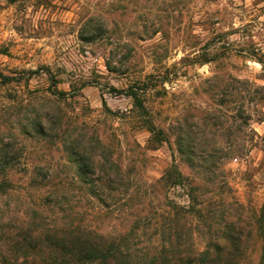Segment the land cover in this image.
<instances>
[{
	"label": "rangeland",
	"instance_id": "374dc122",
	"mask_svg": "<svg viewBox=\"0 0 264 264\" xmlns=\"http://www.w3.org/2000/svg\"><path fill=\"white\" fill-rule=\"evenodd\" d=\"M0 169V262L47 263L11 250L45 221L129 264L198 263L234 226L222 259L258 264L264 0H0Z\"/></svg>",
	"mask_w": 264,
	"mask_h": 264
},
{
	"label": "trees",
	"instance_id": "16d2710c",
	"mask_svg": "<svg viewBox=\"0 0 264 264\" xmlns=\"http://www.w3.org/2000/svg\"><path fill=\"white\" fill-rule=\"evenodd\" d=\"M3 81L8 80L6 77H2ZM54 95V94H53ZM59 98H63L66 95L63 93L57 94ZM134 101V104L142 110V105L138 102L135 93L133 91H129L128 95ZM110 113V111H108ZM111 114V113H110ZM148 132L152 136L154 140L162 141L159 137V134L155 133V130L152 127H148ZM77 160H81L82 157L76 154ZM83 160V159H82ZM91 164L82 163V165L78 166L79 173L81 172L83 175L93 174V170H91ZM3 170L0 169V174ZM170 173H172L175 178L172 184L179 185L180 183V175L176 172L174 166L170 169ZM1 176V175H0ZM1 179V177H0ZM179 182V183H178ZM32 186V185H31ZM90 196L104 206L106 203V199L109 196H105L103 198V191L100 189L98 185H95L93 181L89 182L88 185ZM5 191V185L0 182V193ZM63 199V198H62ZM58 197L46 196L44 198L45 206H55L60 203ZM261 217L260 218V229L263 225V217H264V204L261 209ZM46 222L43 221L41 225H39L34 231V237H32L31 242L35 243V246H30V243H24L23 240L21 245L16 244L11 248L14 254L16 252H20L21 250L27 248L33 249L32 252L35 253L34 256H40L43 260H48L45 264H124L128 263V259L131 254L126 247H122V245H118L115 242L101 243V238L97 233H92L91 231L81 230L73 224L63 225V226H52L46 225ZM238 232L234 226H231L228 231L221 233V243L214 247V252L211 255L208 251L201 253L199 255L202 258L198 263L195 264H229L226 260L222 259L223 257H228L231 251H235L234 245H236V241L238 239ZM264 235V233H262ZM231 243L232 246L226 247L225 243ZM23 245V246H22ZM22 246V247H21ZM2 245H0V255L2 251ZM22 248V249H20ZM151 264H157L158 258L152 256L149 258ZM181 261V258L179 259ZM225 261V262H223ZM201 262V263H200ZM0 264H6L5 262H0ZM36 264V263H34ZM41 264V263H37ZM258 264H264V237H263V245L261 248V259Z\"/></svg>",
	"mask_w": 264,
	"mask_h": 264
}]
</instances>
